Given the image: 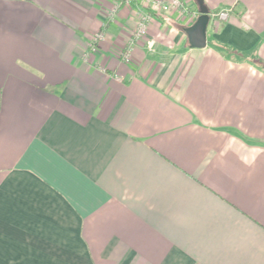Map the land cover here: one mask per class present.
<instances>
[{
  "label": "crops",
  "instance_id": "crops-1",
  "mask_svg": "<svg viewBox=\"0 0 264 264\" xmlns=\"http://www.w3.org/2000/svg\"><path fill=\"white\" fill-rule=\"evenodd\" d=\"M186 1L0 0V264H264V0Z\"/></svg>",
  "mask_w": 264,
  "mask_h": 264
},
{
  "label": "built area",
  "instance_id": "built-area-1",
  "mask_svg": "<svg viewBox=\"0 0 264 264\" xmlns=\"http://www.w3.org/2000/svg\"><path fill=\"white\" fill-rule=\"evenodd\" d=\"M138 3L142 6V8H145V10L140 15L135 31L133 34V38L131 39L128 46H126L124 49H121L119 51V57H121L123 60H129L132 57V50L134 43H136L137 40L144 37L148 30H149V24L151 23L153 19L154 13H167L171 11L172 9L179 10L183 15L190 14L192 16H196L198 12L196 10H191L190 4L186 0H137ZM127 2H130V0H127ZM119 4L115 5L109 12L107 17L109 19H114L115 15L117 13ZM232 8L231 7H225L217 12H214L212 14L213 18H217L218 20L225 21L229 18L231 14ZM103 38L102 33H97L93 36L92 40L89 43V47L92 48V50H96V44ZM148 48L150 51L153 50V44L149 43Z\"/></svg>",
  "mask_w": 264,
  "mask_h": 264
},
{
  "label": "water",
  "instance_id": "water-1",
  "mask_svg": "<svg viewBox=\"0 0 264 264\" xmlns=\"http://www.w3.org/2000/svg\"><path fill=\"white\" fill-rule=\"evenodd\" d=\"M199 10L200 12L202 13V16L199 18L198 20V24H197V27H193L191 29V31H195L199 26V23L202 24L203 22L205 23L206 20L208 19V13H209V10L208 8L204 5L203 3V0H199ZM202 21V22H201ZM198 44H201V43H198Z\"/></svg>",
  "mask_w": 264,
  "mask_h": 264
},
{
  "label": "rangeland",
  "instance_id": "rangeland-1",
  "mask_svg": "<svg viewBox=\"0 0 264 264\" xmlns=\"http://www.w3.org/2000/svg\"><path fill=\"white\" fill-rule=\"evenodd\" d=\"M120 51V50H119ZM119 51H118V54H119ZM150 51V50H149Z\"/></svg>",
  "mask_w": 264,
  "mask_h": 264
}]
</instances>
